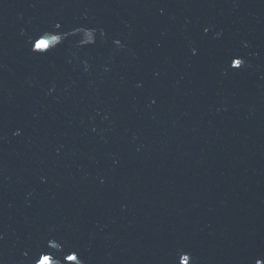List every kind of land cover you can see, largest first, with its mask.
Returning a JSON list of instances; mask_svg holds the SVG:
<instances>
[{
    "label": "water",
    "instance_id": "95a60500",
    "mask_svg": "<svg viewBox=\"0 0 264 264\" xmlns=\"http://www.w3.org/2000/svg\"><path fill=\"white\" fill-rule=\"evenodd\" d=\"M264 264V0H0V264Z\"/></svg>",
    "mask_w": 264,
    "mask_h": 264
},
{
    "label": "clouds",
    "instance_id": "9594fccd",
    "mask_svg": "<svg viewBox=\"0 0 264 264\" xmlns=\"http://www.w3.org/2000/svg\"><path fill=\"white\" fill-rule=\"evenodd\" d=\"M41 264H44V262H43V261H41Z\"/></svg>",
    "mask_w": 264,
    "mask_h": 264
}]
</instances>
